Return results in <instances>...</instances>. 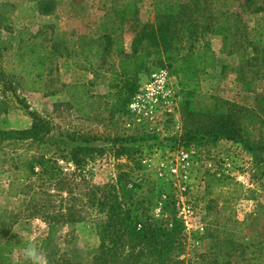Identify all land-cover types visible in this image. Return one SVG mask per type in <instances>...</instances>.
I'll list each match as a JSON object with an SVG mask.
<instances>
[{"label":"rangeland","instance_id":"1","mask_svg":"<svg viewBox=\"0 0 264 264\" xmlns=\"http://www.w3.org/2000/svg\"><path fill=\"white\" fill-rule=\"evenodd\" d=\"M112 1L56 0L53 9L43 13L37 2L0 0V68L5 65L3 49L15 51L22 39L53 46L57 52L48 57L37 91L24 89L26 78L0 72V130L29 127L31 113L51 128L43 143L0 140V264H90L99 240L93 210L85 203L86 189L118 183L120 176L128 180V196L142 200L155 218L167 214V202H174L185 224L187 244L181 258L188 264H264V52L254 57L245 39H252L257 30L264 33V12H252L264 0H230L231 10L240 13L236 21L221 13L210 18L215 8L206 3L197 14L202 15L199 23L214 25L218 18L239 28L229 35L227 45L214 33L183 38L185 46L209 48L210 60L199 71L197 83L180 87L170 64L159 67L157 55H150L145 71L136 77L138 89L158 69H165L172 102L168 107L173 110L169 113L159 104L152 112L143 107L131 111L127 104L125 113L116 114L110 113L113 99L106 95L115 92L110 86L120 80L121 54L114 45L104 50L102 38L109 32ZM132 1L138 23H143L154 21L156 4L160 8L188 0ZM105 12L111 17L105 19ZM133 24L128 21L109 32L125 53L131 51ZM245 81H251L249 89ZM75 85L81 88L71 90ZM227 114L237 117L246 130L242 142L206 134L216 118ZM83 136L94 137L90 145L100 152L76 169L67 157L70 145L81 144ZM189 136L196 139L187 144ZM115 141L133 151L119 155ZM25 154L56 163L65 179L61 185L47 183V193L53 196L42 200L47 209L52 204L53 210L72 207L77 219L56 226L48 244L47 223L26 207L40 182L35 177L22 184L16 180V167ZM212 174L221 175L222 181H208ZM29 247L35 248L37 260L26 259ZM200 253L205 257H198Z\"/></svg>","mask_w":264,"mask_h":264},{"label":"trees","instance_id":"2","mask_svg":"<svg viewBox=\"0 0 264 264\" xmlns=\"http://www.w3.org/2000/svg\"><path fill=\"white\" fill-rule=\"evenodd\" d=\"M27 1L41 4L43 13L51 11L56 3V0ZM206 3L213 4L215 8L209 14L210 18L221 13L226 17L234 18L235 21L241 19L239 12L231 10L233 1L188 0L175 5L166 3L160 8H157L156 4L154 6V21L138 23V8L134 1H112L110 9L113 17L107 26V31L110 32L114 26L121 27L128 21L135 24H133L134 35L131 39L129 53H125L120 41L109 32L102 36L106 41L103 49L107 46L109 50L114 45V49L121 54L119 59L120 80L110 86L115 89V92H109L106 95V98L112 97L113 99L110 105L111 114L126 112L128 102L138 90L139 84L136 82V77L140 72L145 71L146 58L150 55H157L159 67L170 64V72L177 78L180 87H188L197 83L199 71L205 68L210 60L209 48L205 46L202 49H196L191 44L185 46L182 43L183 38L193 35V40H196L200 33H214L221 35L224 45H227L229 35L236 34L239 28L232 27L233 30L235 29V32L232 33V28L227 25V22H220L218 18L214 25L199 23L198 18L202 15L197 16V14L203 13ZM252 12H264V3L256 6ZM104 15L105 19L111 17V14L107 12ZM256 32L255 35L252 34V39L245 38L254 57L260 52H264V38H261V34H264L263 30ZM2 52V62L5 65L0 68L1 75L9 77L20 75L23 79L26 78L23 80V87L31 91H37L40 88L47 69L48 57L57 55L53 46L47 47L42 42L30 39L20 40L15 51L3 49ZM254 57L250 60H254ZM251 81H245L246 89H249ZM78 88L81 87L70 86L71 90H78ZM193 94L194 89L187 91V95ZM261 111L264 112V109ZM31 117V124L27 128L0 130V140H30L43 143L44 137L51 131L49 123L33 113H31ZM245 131L237 117L227 114L222 115L220 119L216 118L209 129H206V134L214 139L221 137L242 142V132ZM195 139L193 136L187 137V144ZM94 140V137L83 136L79 139L81 144L70 145L67 159L76 169L84 166L97 150L100 152L99 149L90 145ZM59 142L63 143L64 141ZM70 142L78 141L72 139ZM114 143L120 144L117 148L119 155L126 156L133 151V147L117 143V141ZM51 145L56 146L62 153V148L56 142ZM32 177H35L40 183L37 189L32 191V196L28 199L29 204L26 207L28 210H32L33 216H39L47 223L50 234L44 243L48 244L51 232L56 226L70 224L77 219L72 207L59 205L57 206L59 208L53 210L55 206L52 204L50 210L47 209L48 204L42 200L45 197L53 196L51 193H47V183L53 186L61 185L65 179L54 161L46 157H29L25 154L20 165L16 167V180L22 184ZM208 181L221 182V175L212 174ZM127 182L125 176H120L118 183L91 185L86 189L85 203L93 210L95 230L99 240L90 264H188L184 257L181 258L187 244L185 224L184 220L177 215L174 202H167V214L155 218L149 214L142 200L135 202L134 198L128 196L125 191ZM198 257L202 259L205 255L200 253ZM53 262L55 263V261Z\"/></svg>","mask_w":264,"mask_h":264},{"label":"built area","instance_id":"3","mask_svg":"<svg viewBox=\"0 0 264 264\" xmlns=\"http://www.w3.org/2000/svg\"><path fill=\"white\" fill-rule=\"evenodd\" d=\"M169 86L168 72L162 68L158 69L132 96L131 102L128 103V110L133 111L136 107L138 109L143 107L152 112V107L159 104L161 107H168L172 103ZM166 110L170 113L173 107H168Z\"/></svg>","mask_w":264,"mask_h":264},{"label":"clouds","instance_id":"4","mask_svg":"<svg viewBox=\"0 0 264 264\" xmlns=\"http://www.w3.org/2000/svg\"><path fill=\"white\" fill-rule=\"evenodd\" d=\"M25 257L26 259H29V260H37L38 259V256H37V252L35 250L34 247H29L27 249H25Z\"/></svg>","mask_w":264,"mask_h":264}]
</instances>
